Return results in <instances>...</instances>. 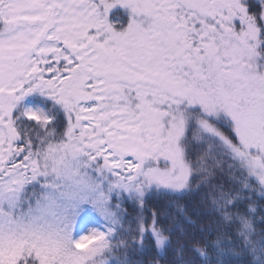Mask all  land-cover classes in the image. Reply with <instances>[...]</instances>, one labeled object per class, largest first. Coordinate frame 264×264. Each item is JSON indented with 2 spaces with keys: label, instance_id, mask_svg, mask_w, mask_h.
<instances>
[{
  "label": "snow or ice",
  "instance_id": "1",
  "mask_svg": "<svg viewBox=\"0 0 264 264\" xmlns=\"http://www.w3.org/2000/svg\"><path fill=\"white\" fill-rule=\"evenodd\" d=\"M0 264H264V0H0Z\"/></svg>",
  "mask_w": 264,
  "mask_h": 264
}]
</instances>
